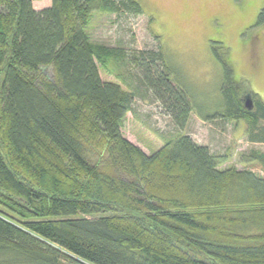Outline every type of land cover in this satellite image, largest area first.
Masks as SVG:
<instances>
[{
	"label": "trees",
	"instance_id": "16d2710c",
	"mask_svg": "<svg viewBox=\"0 0 264 264\" xmlns=\"http://www.w3.org/2000/svg\"><path fill=\"white\" fill-rule=\"evenodd\" d=\"M37 1L0 0V264H264V176L182 132L195 105L162 49L88 32L97 13L142 15L140 1ZM222 65L223 110L199 114L264 143V102L249 107ZM122 67L139 84L102 79ZM141 91L181 130L152 153L123 133Z\"/></svg>",
	"mask_w": 264,
	"mask_h": 264
},
{
	"label": "rangeland",
	"instance_id": "374dc122",
	"mask_svg": "<svg viewBox=\"0 0 264 264\" xmlns=\"http://www.w3.org/2000/svg\"><path fill=\"white\" fill-rule=\"evenodd\" d=\"M139 1L142 15L95 14L88 29L91 38L130 52L162 49L174 70L172 79L190 91L195 105L182 132L212 152L226 155L227 166L264 176L261 165L251 161L254 153L264 154V143L250 140L248 124L220 116L207 121L201 116L223 110L221 91L226 82L222 61L231 66L234 80L243 90L241 96L250 97V107L258 97L264 102V23L255 26L264 11L260 0ZM51 5L52 0L34 3L37 10ZM134 76L138 74L125 67L113 72L101 69V77L107 82L139 84ZM180 132L161 103L144 91L136 97L123 127L125 137L147 153L160 149Z\"/></svg>",
	"mask_w": 264,
	"mask_h": 264
},
{
	"label": "snow or ice",
	"instance_id": "6c2138e0",
	"mask_svg": "<svg viewBox=\"0 0 264 264\" xmlns=\"http://www.w3.org/2000/svg\"><path fill=\"white\" fill-rule=\"evenodd\" d=\"M260 6L264 8V0H260Z\"/></svg>",
	"mask_w": 264,
	"mask_h": 264
},
{
	"label": "flooded vegetation",
	"instance_id": "af4514ba",
	"mask_svg": "<svg viewBox=\"0 0 264 264\" xmlns=\"http://www.w3.org/2000/svg\"><path fill=\"white\" fill-rule=\"evenodd\" d=\"M245 99H247V101H248V100H250V97L248 98V95H247V96L245 97Z\"/></svg>",
	"mask_w": 264,
	"mask_h": 264
},
{
	"label": "water",
	"instance_id": "95a60500",
	"mask_svg": "<svg viewBox=\"0 0 264 264\" xmlns=\"http://www.w3.org/2000/svg\"><path fill=\"white\" fill-rule=\"evenodd\" d=\"M248 105H249V107L251 106V105H250V100H248Z\"/></svg>",
	"mask_w": 264,
	"mask_h": 264
}]
</instances>
